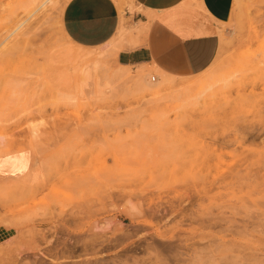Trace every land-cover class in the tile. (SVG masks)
Returning <instances> with one entry per match:
<instances>
[{
	"label": "rangeland",
	"instance_id": "1",
	"mask_svg": "<svg viewBox=\"0 0 264 264\" xmlns=\"http://www.w3.org/2000/svg\"><path fill=\"white\" fill-rule=\"evenodd\" d=\"M41 1L0 0V264H264V0L186 78L77 44L69 0ZM79 52L105 63L88 81Z\"/></svg>",
	"mask_w": 264,
	"mask_h": 264
},
{
	"label": "crops",
	"instance_id": "2",
	"mask_svg": "<svg viewBox=\"0 0 264 264\" xmlns=\"http://www.w3.org/2000/svg\"><path fill=\"white\" fill-rule=\"evenodd\" d=\"M134 2L142 7L134 19L136 34L122 35L123 14L116 0H69L62 12L63 28L83 46L119 44L122 65L147 63L158 78H186L213 63L239 0ZM2 161L0 157V170Z\"/></svg>",
	"mask_w": 264,
	"mask_h": 264
},
{
	"label": "bare ground",
	"instance_id": "3",
	"mask_svg": "<svg viewBox=\"0 0 264 264\" xmlns=\"http://www.w3.org/2000/svg\"><path fill=\"white\" fill-rule=\"evenodd\" d=\"M46 1H48V0H42L41 1V3L39 4V2H38V4H35V5H37L34 9H36L37 7H39V6H42V5H44L45 3H46ZM35 2V1H34ZM33 3V2H32ZM36 3V2H35ZM121 5V4H120ZM33 9V10H34ZM35 11V10H34ZM32 13H33V11H32ZM75 57L77 58V59H79V60H81V61H85V62H87V64H86V67L85 68H83L84 70H83V72L85 73L83 76V79L85 78V79H87V81H88V76H90L91 75V73H92V71L91 70H98L102 65H105V63L103 64V62L101 61H96V60H93L92 58H91V54L89 53V52H79V53H77L76 55H75ZM90 63V64H89ZM125 67H126V65H124ZM66 70V69H65ZM121 70V69H120ZM100 71V70H99ZM102 71V70H101ZM129 71V70H128ZM65 73L66 74V71H62V73ZM68 73V72H67ZM116 72H114V75H116V76H118L120 73H116ZM65 74H63V75H61V76H63V78H64V76H65ZM69 74V73H68ZM73 74V73H72ZM71 73H70V75H72ZM93 74V73H92ZM123 74V73H122ZM70 75H68V77H70ZM66 78V77H65ZM70 78H72V76L70 77ZM84 79V80H85ZM152 79L153 80H155V77H152ZM146 84V83H145ZM149 85V84H148ZM155 85V84H154Z\"/></svg>",
	"mask_w": 264,
	"mask_h": 264
}]
</instances>
